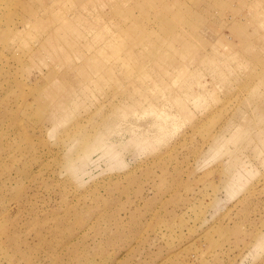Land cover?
<instances>
[{
    "label": "rangeland",
    "instance_id": "1",
    "mask_svg": "<svg viewBox=\"0 0 264 264\" xmlns=\"http://www.w3.org/2000/svg\"><path fill=\"white\" fill-rule=\"evenodd\" d=\"M0 264H264V0H0Z\"/></svg>",
    "mask_w": 264,
    "mask_h": 264
},
{
    "label": "bare ground",
    "instance_id": "2",
    "mask_svg": "<svg viewBox=\"0 0 264 264\" xmlns=\"http://www.w3.org/2000/svg\"><path fill=\"white\" fill-rule=\"evenodd\" d=\"M113 6H114V5H112V7H113ZM95 26H97V24H96ZM90 31H91V30H90ZM92 31H93V30H92ZM107 44H108V45H113V44H111V39H110V38L107 39Z\"/></svg>",
    "mask_w": 264,
    "mask_h": 264
}]
</instances>
